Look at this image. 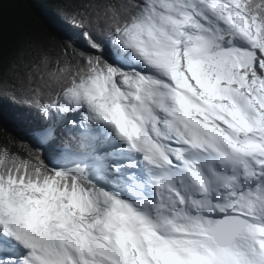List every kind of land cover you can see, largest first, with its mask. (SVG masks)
Returning a JSON list of instances; mask_svg holds the SVG:
<instances>
[{"label":"snow or ice","instance_id":"1","mask_svg":"<svg viewBox=\"0 0 264 264\" xmlns=\"http://www.w3.org/2000/svg\"><path fill=\"white\" fill-rule=\"evenodd\" d=\"M61 22L0 71V103L39 105L0 144V264H264V0Z\"/></svg>","mask_w":264,"mask_h":264},{"label":"trees","instance_id":"2","mask_svg":"<svg viewBox=\"0 0 264 264\" xmlns=\"http://www.w3.org/2000/svg\"><path fill=\"white\" fill-rule=\"evenodd\" d=\"M80 0H2L0 7V71L10 77V64L29 44L59 43L57 32H63L61 18L66 5ZM70 25L71 21H67ZM39 119V105L28 96L0 103V144L14 142L24 154L28 149L27 125Z\"/></svg>","mask_w":264,"mask_h":264}]
</instances>
